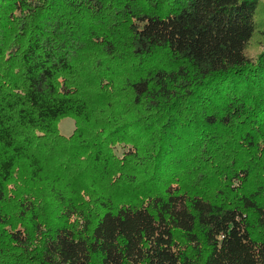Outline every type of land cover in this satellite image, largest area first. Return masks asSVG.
<instances>
[{
  "label": "trees",
  "instance_id": "16d2710c",
  "mask_svg": "<svg viewBox=\"0 0 264 264\" xmlns=\"http://www.w3.org/2000/svg\"><path fill=\"white\" fill-rule=\"evenodd\" d=\"M262 15L0 0V264H264Z\"/></svg>",
  "mask_w": 264,
  "mask_h": 264
},
{
  "label": "rangeland",
  "instance_id": "374dc122",
  "mask_svg": "<svg viewBox=\"0 0 264 264\" xmlns=\"http://www.w3.org/2000/svg\"><path fill=\"white\" fill-rule=\"evenodd\" d=\"M261 4H262V11H263L262 16L264 17V0H261ZM255 44H256L255 46L256 50L260 51L264 49V33H261L260 35H258L257 40L255 41ZM160 57L162 56L154 57L151 60L146 59V60L140 61V63L139 62L134 63L132 67L133 68H150L151 66L156 65V63L160 64V59H161ZM124 68H131V66L126 64ZM73 129H74V122L71 118H64L58 122L59 134H61L64 137H68L69 135H71L73 132ZM126 149H127L126 147L118 146L117 148H115L114 152L117 156H121V154L124 151H126Z\"/></svg>",
  "mask_w": 264,
  "mask_h": 264
}]
</instances>
